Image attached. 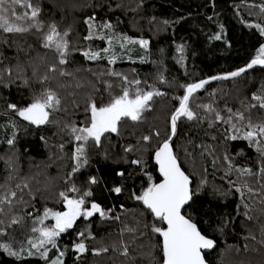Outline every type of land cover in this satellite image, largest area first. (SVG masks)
Instances as JSON below:
<instances>
[{
  "label": "trees",
  "instance_id": "obj_1",
  "mask_svg": "<svg viewBox=\"0 0 264 264\" xmlns=\"http://www.w3.org/2000/svg\"><path fill=\"white\" fill-rule=\"evenodd\" d=\"M33 2L41 9L39 20L44 25L43 31L55 24L61 33L68 32L66 39L70 42V55L68 63L60 67L73 75L57 76V79L41 85L32 75L33 67L38 69L37 76H43L47 66L58 60L54 50L42 46V32L33 29L25 33H6L0 30V75L3 76L0 82V185L8 183L11 186L2 185L0 194L15 191L17 196L13 198L11 214L24 218L22 225H13L7 229V235L0 236V243L12 242L18 247L26 238L37 236L33 233L25 235L23 228L46 207L63 211L59 193L75 184L81 192L91 190L89 201L94 200L105 210L113 209L109 216L115 217L116 214L120 219H102L98 214L89 219L81 217L72 229L57 239L58 248L49 251V261L63 251L65 255L61 259L64 264H161L158 235L143 227L135 233L121 231L125 226L137 227L138 220L149 225L154 222L142 204L130 199L131 193H139L147 186L145 173L150 174L154 182L161 178L153 153L169 134L170 116L179 105L176 98L184 94L182 86L236 71L256 56L264 40L255 27L257 24L264 27V11L260 8L264 0ZM92 16L98 25L108 22L113 26L111 30L97 28L94 31L105 34L112 31L132 39H144L149 41L147 48L138 43H126L131 46L127 56L118 55L114 64H109L107 58L86 59L82 51H99L105 44V40L96 37L84 39L89 31L84 21ZM216 35L221 38L214 39ZM180 45H183L182 52L177 51ZM18 67L23 72L18 71ZM5 69H12V75L9 76ZM108 71L119 72L129 81L139 80L140 84L125 85L120 77L107 75ZM25 78L28 85L24 84ZM60 83L65 87H59ZM77 84L81 86L77 87ZM125 86L155 90L164 95L154 96L150 110L144 112L141 121L126 120L119 134H108L102 148L90 144L89 164L69 181L76 142L67 130H61L64 123L82 126L88 118L85 108L90 98L107 103L110 95L120 94ZM262 86L264 66L260 65L238 77L210 81L190 100V107L202 119L189 121L182 117L171 141L181 167L192 178V187L196 189L202 180L206 181L203 187H199L194 197L196 203L193 209H189V214L198 222L201 231L216 242L215 248L205 255L208 264H264V234L261 232L264 227V212L261 211L264 209L261 203L264 189L258 177L241 176L237 171L243 168L258 171L259 157L255 148L243 139H227L225 130L229 125L223 122H215L209 127L213 117L198 105L211 104L225 117L227 108L242 111L246 117L251 116L254 123H259L264 121V109H247L246 106L255 103L252 95ZM44 87L55 89L61 97V110L52 117L60 122L59 125L50 123L37 127L8 108V104L27 106ZM156 131L160 132L159 137L153 135ZM13 133L14 143L9 145L7 141L13 139ZM143 135H152L151 142L140 141ZM62 144L63 148L60 147ZM128 145L136 146L138 150L125 153L123 149ZM225 156L229 160H225ZM136 158L145 162L143 169L130 163ZM229 163L233 168L226 175ZM120 170L126 173L123 179L115 174ZM90 176H96L99 182L88 184ZM230 181L235 182L236 187L247 181L258 194L245 193L241 198ZM25 184L28 187H24ZM121 184L124 187L121 194L110 191ZM68 195L75 197L79 194L69 192ZM244 203L251 208V220L244 216ZM51 221L48 218L39 227L51 226ZM81 231H85V237H78ZM80 240L88 249L85 253L74 250V244ZM121 241L128 245L127 256L121 254ZM103 247L108 251L93 254V249ZM0 264H46V261L38 254L17 259L0 250Z\"/></svg>",
  "mask_w": 264,
  "mask_h": 264
},
{
  "label": "snow or ice",
  "instance_id": "obj_2",
  "mask_svg": "<svg viewBox=\"0 0 264 264\" xmlns=\"http://www.w3.org/2000/svg\"><path fill=\"white\" fill-rule=\"evenodd\" d=\"M261 11H264V5L260 6ZM40 7L36 5L33 0H0V30L6 33H25L35 29L37 32H42L43 43L42 46L46 49H52L58 54V60L47 66V72L43 76H37L38 69L33 67L32 75L37 77V82L41 85H45L50 80L57 79V76H72L73 73L64 71L60 66L68 63V56L70 55V42L66 37L68 32L61 33L57 30L55 24L48 26L47 31H43L44 25L39 20ZM84 23L88 25V35L84 37L86 40H92L94 37L101 40L108 39L109 44L112 43V37L106 36L103 32L94 31L97 28L112 29V24L105 22L101 24L95 23V17H88ZM167 23V22H166ZM260 34L264 36V27L257 24ZM221 37L216 35L214 39L219 40ZM120 41V47H125L127 43H138L141 47L147 48L149 41L132 40L127 36L117 37ZM110 48H104L101 51L84 50L82 55L88 60L108 59L109 64H114L116 61V55L113 53L111 57L107 54L110 52ZM178 52L183 51V45L178 46ZM143 62V60H142ZM255 65L264 66V45L258 49L256 56L247 64L246 67H242L236 71H232L223 76H213L211 80L229 79L240 76L248 69L253 68ZM23 72L22 68L17 69ZM9 76L12 75V69H5ZM89 71H91L89 69ZM51 73L52 75H49ZM107 75L120 77L125 85L134 84L139 85V80L129 81L128 77L114 71H108ZM163 79V78H161ZM3 81V76L0 75V82ZM27 78L24 79V84L28 85ZM209 80H200L198 83H192L183 85V96L177 97L179 105L175 108L170 116V130L169 134L161 143H159L154 151V160L158 166V172L162 179L159 182H154L150 174H147V186L144 187L139 193L133 191L130 199H133L143 205V208L150 213L154 218V222L149 225L137 221V227L129 228L125 226L122 229L124 231L135 233L140 227L147 229L153 234L158 235L161 238L160 251L162 253L161 264H207L205 259L206 250L215 248L216 242L206 236L198 226V222L189 214V209H193L196 201L194 197L198 194L199 187H203L206 181L202 180L198 188L192 187L193 181L189 174H187L181 167V163L178 159L176 152L172 146V138L176 135L177 122L182 118H186L191 121L194 119H202L198 114L190 107V100L193 94L202 89ZM7 86V85H5ZM81 85L77 84V87ZM59 87H65L60 83ZM111 88V85L108 86ZM164 95L163 93L155 90L146 91L136 87L130 89L125 86L122 88L120 94L111 96L107 103L89 99L85 108L88 114L87 121L82 126H77L75 123H65L62 127L63 130H67V134L72 137L76 142L75 148L72 153V160L74 162L71 172L68 174V180L78 173L83 167L89 164L88 160V148L94 146L97 149L103 147V140L108 138V134H119L120 128L126 120L133 122H139L143 119L145 111L150 110V102L154 96ZM255 103H251L246 106L247 109L260 108L264 109V86L258 93H253L252 98ZM62 107L61 97L58 92L51 87H44L43 90L33 96L31 103L25 107H18L16 104H8V108L13 110L24 121H27L31 125L37 127L56 123L59 121L52 119L53 114ZM198 107L204 109L210 116L213 117V122L209 123V127H213L215 122H223L229 125V129H226V138L230 140L243 139L248 142L250 147H254L259 157V168L257 172H253L251 168L237 169L241 176L246 177H258L261 181V188L264 189V121L254 123L251 116L246 117L242 111H233L231 108H227V117L221 115L211 104L198 105ZM153 135L160 136V132L156 131ZM15 133H13V139H9L7 143L12 145L14 143ZM152 135H143L140 137V141L145 143L151 142ZM215 139V137H213ZM138 141V143L140 142ZM61 148L64 147L62 144ZM134 150H138L136 146H125L123 151L125 153H131ZM105 158H108V154L105 152ZM190 155V154H189ZM225 160H229L228 156L224 157ZM131 164L137 165L143 169L144 161L141 158L132 159ZM233 166L229 163L228 172L229 175ZM121 179L125 178V171L120 170L115 173ZM98 178L96 176H90L88 178V184H97ZM237 193H240L241 198L245 193L253 196L258 193L245 181L239 187L235 186V182H229ZM3 186L0 185V188ZM19 188L20 186L17 185ZM24 187H28L27 184ZM111 192L119 195L124 191L123 185H117L110 189ZM78 193V196L70 197L68 193ZM17 196L15 191L4 192L0 194V236L7 235V229L13 225H22L23 217L11 214L13 207V198ZM59 196L62 200L64 211H53L51 208H45L43 215L34 218L33 226L30 231L33 234H38L34 237H28L24 241H21L19 246L16 247L12 242L0 243V250H3L11 257L17 259H24L25 256L31 257L33 255H39V257L46 261V264H64L61 259L65 253L59 252L56 259L49 261V251L52 248H58L57 239L62 233L72 229L78 219L83 217L89 219L94 215H99L103 218H113L119 220V216L110 217L109 214L113 209L105 210L101 205L94 200L89 201L92 196L91 190L81 192L79 188L72 184L67 191H61ZM261 203L264 204V194H261ZM245 208L244 216L251 220L253 217L250 215L251 208L248 204L244 203ZM123 208V205H121ZM264 212V209H261ZM30 216L31 213H28ZM143 216V213H141ZM4 217H8L6 220ZM51 218L55 221L52 226L45 225L44 227H36V224H44V221ZM262 234H264V227L261 228ZM144 233L141 232V235ZM91 236V233H88ZM78 237H85V231L78 233ZM94 238V237H92ZM255 239V237H252ZM264 242V241H262ZM122 252L124 256L128 255V245L121 241ZM50 246V248H49ZM116 245H113L115 248ZM34 250V251H33ZM74 250L78 253H85L88 251L83 240L74 244ZM108 248L93 249L94 255H99L101 252H107ZM151 256V253L148 254Z\"/></svg>",
  "mask_w": 264,
  "mask_h": 264
},
{
  "label": "rangeland",
  "instance_id": "obj_3",
  "mask_svg": "<svg viewBox=\"0 0 264 264\" xmlns=\"http://www.w3.org/2000/svg\"><path fill=\"white\" fill-rule=\"evenodd\" d=\"M106 36H110V37H112V43H111V45L109 44V41H108V39H105V44H104V46H103V48H101L99 51H101L102 49H104V48H110L111 50H110V52L107 54V56L108 57H111L112 55H113V53H115V55H116V57L118 56V55H120V56H127V51L129 50V48L131 47V46H129V45H126V43L127 42H125V47L124 48H121L120 47V41L117 39V37H120V36H124V35H121L120 33L118 34L117 32H112V31H108L107 33H106ZM132 39V38H131ZM132 40H136V41H138L139 39H132ZM263 45H264V40H263ZM65 124V123H64ZM67 124H69V123H67ZM3 186H7L8 188H11V186L8 184V183H4V184H2ZM70 186H71V184H70ZM65 210V209H64ZM63 210V211H64ZM43 215V212L42 213H40L38 216H42ZM38 216H36V217H38ZM115 216H117L116 214H115ZM47 220V219H46ZM45 220V221H46ZM52 221H51V226L55 223V221L53 220V219H51ZM33 226V222L32 223H30L27 227H25V228H23L24 229V234L25 235H29L30 233H31V231H30V229H31V227ZM36 227H39V224H36L35 225ZM45 226V225H44ZM53 259H56V257H54ZM52 259V260H53Z\"/></svg>",
  "mask_w": 264,
  "mask_h": 264
},
{
  "label": "water",
  "instance_id": "obj_4",
  "mask_svg": "<svg viewBox=\"0 0 264 264\" xmlns=\"http://www.w3.org/2000/svg\"><path fill=\"white\" fill-rule=\"evenodd\" d=\"M250 62H251V61H250ZM250 62H249V63H250ZM246 66H247V65H246ZM246 66H245V67H246ZM214 76H223V75H214ZM211 77H213V76H211ZM211 77H207V78H204V79H201V80H209V82H210V81H216V80H211V79H210ZM199 81H200V80H199ZM199 81H197V82H195V83H198ZM153 161H154V163H155V160H154V153H153ZM155 165H156V163H155ZM156 169H157V172H158V166H157V165H156ZM158 173H159V172H158ZM160 179H162V178H160ZM159 181H160V180H159ZM159 181H158V182H159ZM160 240H161V238H160ZM210 250H211V249H210ZM210 250H206V253L209 252ZM207 264H208V263H207Z\"/></svg>",
  "mask_w": 264,
  "mask_h": 264
}]
</instances>
